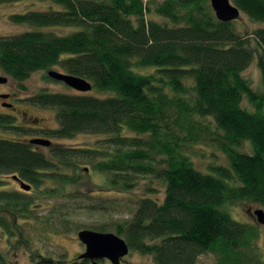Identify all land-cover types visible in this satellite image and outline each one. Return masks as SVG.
<instances>
[{
	"label": "trees",
	"instance_id": "1",
	"mask_svg": "<svg viewBox=\"0 0 264 264\" xmlns=\"http://www.w3.org/2000/svg\"><path fill=\"white\" fill-rule=\"evenodd\" d=\"M14 1L19 0L0 3ZM50 1L60 7L10 15L35 28L0 35V68L18 81L56 66L91 81L92 89L105 93L43 90L28 99L56 110L58 126L47 135L85 132L103 139L99 147L52 141L50 151L43 152L30 139L0 134L3 209L16 217L32 210L31 193L3 188V175H18L32 188L51 180L48 193L66 198L72 193L68 187L81 183L83 164L105 173L109 190L130 189L139 177L151 175L163 180L164 198H136L130 217L109 222L130 250L151 255L155 264H196L208 252L221 264H242L256 231L226 207L245 200L264 204V27L244 35L236 30V20H219L209 0ZM231 1L251 20L264 22V0ZM151 13L167 21L149 18ZM54 27L75 28L59 33ZM253 62L262 75L258 90L244 75ZM144 67L155 70L141 72ZM209 118L215 131L202 122ZM15 121L0 113L2 129L25 132ZM194 122L204 135L188 125ZM126 129L137 135L125 134ZM202 140L224 150L229 166L197 169L183 146ZM247 141L252 152L239 149ZM97 226L105 230V224ZM0 264L18 263L0 252Z\"/></svg>",
	"mask_w": 264,
	"mask_h": 264
},
{
	"label": "rangeland",
	"instance_id": "2",
	"mask_svg": "<svg viewBox=\"0 0 264 264\" xmlns=\"http://www.w3.org/2000/svg\"><path fill=\"white\" fill-rule=\"evenodd\" d=\"M52 7L57 9L60 5L50 0H19L0 3V35H10L35 28L29 23L22 24L12 21L10 19L11 14L29 10H47ZM148 17L160 22L167 21L165 17L156 13H151ZM234 25L237 31L252 36L254 29L264 27V22H255L242 12V17L236 20ZM74 28L54 27L53 30L65 33ZM252 44L253 46L256 45L255 53L258 54L257 42L253 41ZM53 69L65 72L59 66L53 67ZM154 70V68L149 67L140 69L141 72L146 73L154 72ZM0 75L8 77L6 83H0V113L13 116L16 124L25 129V132H15L0 127V134L16 137L20 140L44 137L51 139L54 143L61 142L74 147L100 146L99 142L103 139L101 134L81 132L65 138L47 135L45 131L58 126L56 110L52 107L34 104L28 99V97L43 90L71 93H80V91L64 82L56 81L48 75L47 70L35 71L24 81L13 79L1 68ZM244 75L257 90L262 88V75L256 62H253L244 71ZM189 83L191 82L189 81ZM5 93L13 94L12 99L9 100L13 103V108L4 105L8 101L7 98L2 97ZM86 93L104 94L105 92L92 89ZM244 105L252 108L247 100L244 101ZM202 122L209 125L211 131H215L216 124L211 118L208 121L202 119ZM188 125L192 127L194 132L199 131L200 123L194 122ZM199 132L204 135V131ZM124 133L137 135L129 129H126ZM183 148L185 153L190 156L194 166L202 172H210V167L214 165L229 166L230 164L227 153L211 142L203 140L188 142V144H184ZM39 149L43 152L50 151V148L44 145L40 146ZM239 149L245 152L253 151L249 141L243 143ZM82 166L85 167V171L79 178L78 182L81 183H77L78 187H68V191L72 193L65 194L71 198L49 194L47 188L53 184L51 180H46L39 188L27 190L32 195V210L28 214L18 213L16 217L3 209L1 206L3 204H0V220L6 219L3 220L5 222H0V252L4 253L9 261H16L18 264H42L40 260H45L46 263L54 260L55 262L63 261L65 264L76 261L74 264H79L77 257L85 252L86 247L79 239L80 230L88 228L117 233V230L109 222L130 217L131 212L136 208V198L142 196L164 198L165 196L166 189L163 180L151 177V175L139 177L135 186L130 189L109 190L104 186L106 183L105 173L95 169L91 163ZM2 177L6 179L3 188L8 190L23 189L21 183L12 175H3ZM79 201L81 204L77 205ZM113 203L116 206L114 209L110 212L108 208L105 210V207H113ZM91 205L92 208L89 207ZM226 208L235 219L253 225L252 228L256 231L253 245L244 249L240 262L242 264L264 263V224L259 223L255 215V210L264 209V204L245 200L236 204H229ZM68 209H72L71 212H68ZM103 224H105V230L95 228V225ZM100 262L101 264H113L109 259H101ZM144 263L155 264V261L151 255L142 254L137 250H130L121 262V264ZM196 264H221V262L216 254L208 252L201 254Z\"/></svg>",
	"mask_w": 264,
	"mask_h": 264
},
{
	"label": "water",
	"instance_id": "3",
	"mask_svg": "<svg viewBox=\"0 0 264 264\" xmlns=\"http://www.w3.org/2000/svg\"><path fill=\"white\" fill-rule=\"evenodd\" d=\"M211 6L221 21H234L242 17V11L231 0H209ZM48 75L55 80L62 81L66 85L77 89L80 92L92 90L93 84L88 79L75 74L62 72L56 69H50ZM8 77L0 75V83H6ZM3 98L10 97L9 93L2 95ZM5 106L11 108L12 103L5 102ZM30 143L51 146V139L44 137H35L30 139ZM22 188L30 190L32 185L21 179L18 175L14 176ZM255 215L259 223L264 224V209L255 210ZM79 239L85 244L86 250L80 255V258H89L91 264H101V259H109L113 264H121V261L130 252V246L125 238L115 232H104L93 229H82L78 233Z\"/></svg>",
	"mask_w": 264,
	"mask_h": 264
},
{
	"label": "flooded vegetation",
	"instance_id": "4",
	"mask_svg": "<svg viewBox=\"0 0 264 264\" xmlns=\"http://www.w3.org/2000/svg\"><path fill=\"white\" fill-rule=\"evenodd\" d=\"M10 94V97H8L7 99H8V101H6V102H8V103H12V102H10L9 100L10 99H12V93H9ZM12 105H13V103H12ZM14 107V105L12 106V108ZM85 250H86V247H85ZM81 255V254H80ZM80 255H78V259H84V258H80ZM87 259H89V258H87ZM107 259V258H106ZM90 262H92V260L90 259ZM122 262V261H121Z\"/></svg>",
	"mask_w": 264,
	"mask_h": 264
}]
</instances>
